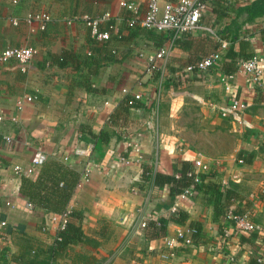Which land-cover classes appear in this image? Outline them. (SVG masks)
Masks as SVG:
<instances>
[{"label": "crops", "instance_id": "obj_1", "mask_svg": "<svg viewBox=\"0 0 264 264\" xmlns=\"http://www.w3.org/2000/svg\"><path fill=\"white\" fill-rule=\"evenodd\" d=\"M129 1L145 12L146 0ZM257 1L215 0L200 20L212 32L199 29L174 42L170 32L128 28L120 0H0V53L7 47L38 51L24 72L15 61L0 65V133L11 137V143L0 141V220L7 223L0 229V264L45 258L57 237L53 214L28 210L19 194L21 177L38 174L40 167L23 175L37 151L80 175L68 210L82 214L85 242L70 245L53 264H264V236L238 233L226 219L231 211L264 225V89L236 67L256 53L264 59V12L251 13ZM39 12L50 16L43 31L24 21ZM103 15L99 30L110 39L102 42L83 22L68 23ZM163 47L166 59L146 73L148 57ZM214 52L221 55L216 67L186 71ZM134 94L140 101L125 110L124 98ZM23 97L34 99L18 110ZM232 98L247 110L222 118ZM102 132L100 142L95 136ZM76 149L88 156L75 155ZM196 158L211 171L193 197L154 183L157 173L175 176ZM143 218L147 225L165 222V235L151 237L140 226ZM180 228L197 229L193 244L162 259L164 240Z\"/></svg>", "mask_w": 264, "mask_h": 264}, {"label": "built area", "instance_id": "obj_2", "mask_svg": "<svg viewBox=\"0 0 264 264\" xmlns=\"http://www.w3.org/2000/svg\"><path fill=\"white\" fill-rule=\"evenodd\" d=\"M21 0H11L12 4L16 5ZM215 0H177L175 2L165 1V0H146L145 12L140 15L138 4L135 1L120 0L119 6L126 12L129 13V18L127 21V27L132 29L136 26H140L147 30L157 31V32H170L172 33V41L180 38L183 35L192 33L199 29L212 32L211 29L202 27L200 20L203 14L208 10V8L213 4ZM108 15H103L99 18H91L89 16L76 17L74 16L68 23H74L81 21L90 31V36L93 40L102 42L110 39V34L107 31H100V24L106 20ZM27 24H32L34 22L39 24V30L43 31L45 25L50 21V16L45 12H39L35 14L28 15L25 20ZM19 21L17 19H12V24L17 26ZM38 54L36 48L33 47H7L0 53V65L8 64L10 61H15L20 65V70L25 71L26 66L34 59ZM169 54V48L163 47L159 49L154 55L148 57V64L146 67V73L151 74L156 69V62L159 60L166 59ZM220 53H212L207 57L203 58L201 61L192 66H187V72H205L213 67H216L220 61ZM264 59L261 55L255 54L248 60H242L237 62V71L250 76L251 82L256 85H261L264 89V85L261 84V77L263 75ZM231 75L227 76L230 78ZM226 80L225 78L223 79ZM126 93V91H123ZM33 97H23L18 102V110L22 109L24 103H31ZM141 96L134 94L129 100L131 105L134 101H140ZM247 110V105L238 99L232 98L229 104L225 107L224 111L221 113L222 118H229L231 116H241ZM3 117L0 115V123L3 122ZM0 141L5 143H11V137L4 136L0 133ZM138 151V150H137ZM74 154L77 156H88L86 150L76 149ZM66 160V159H65ZM46 161L45 155L41 151H37L31 160L30 167L22 172L19 167L14 168L15 174L30 175L42 166ZM120 163L128 164L129 161L125 159H120ZM241 159L238 160V164H242ZM196 173L192 176L193 182L195 184H201L203 177L210 174L211 165L206 163L202 158H196L193 161ZM214 165L219 166V162L214 161ZM88 170H86L87 172ZM84 173V177H86ZM231 180H238V174L231 175ZM220 183L222 187L228 184V181L221 179ZM196 191L193 188L187 189L181 197H193ZM5 206H10L9 203H3ZM2 208V203L0 202V210ZM28 210L33 209V206L29 203L26 204ZM70 210H67L62 215H52L51 221L57 224V232L65 229L66 223L69 220ZM226 219L228 222L232 223L234 229L238 233H253L258 236H264V225L255 223L251 221L248 214L238 215L231 211L226 214ZM147 220L143 218L140 226L146 227ZM7 225L6 221L0 220V229ZM197 234V230L194 228H180L175 233V238H166L164 240L166 251L160 256L164 260L172 259L176 255V249L181 245L187 247L193 244V239ZM224 236L228 237L227 231L224 232Z\"/></svg>", "mask_w": 264, "mask_h": 264}, {"label": "trees", "instance_id": "obj_3", "mask_svg": "<svg viewBox=\"0 0 264 264\" xmlns=\"http://www.w3.org/2000/svg\"><path fill=\"white\" fill-rule=\"evenodd\" d=\"M263 12L264 0H258L252 4V15H259ZM178 40L179 38L174 40V42ZM199 61L189 66L195 65ZM60 62L62 67H66L65 63L67 62V58L65 54L60 56ZM130 99L131 97H126L123 100L125 110L137 106L138 101H134V103L130 105L128 103ZM104 136H106L105 132H102L98 136H95V138H97L98 141L100 140V142H103ZM145 172L142 176L143 181L147 180ZM195 173L196 171L193 163H183L175 176L157 173L153 179L155 184L168 185L170 187V194L182 195L189 188H193L194 191H197L199 188L201 189V184L199 185L193 182L192 176ZM190 174L192 175L191 177L189 176ZM79 179V173L66 163L57 159H48L39 168L35 179H30L25 176L21 177L19 194L33 206V209H38L44 214L62 215L68 210L69 201L76 186L79 183ZM178 217L179 218H176V221L178 223H182L184 216L180 214ZM82 219V214L70 211L69 220L66 223L65 229L57 233L56 240L54 241V244L48 249L46 257L40 260L37 259V257L31 258L25 261L24 264H53L56 258L70 245H75L79 242H85L81 229ZM71 220H76L78 224ZM144 230L146 233L151 232V237L157 238L164 236L166 232L165 222L162 221L160 225H156L155 222H149ZM195 236H197V234Z\"/></svg>", "mask_w": 264, "mask_h": 264}]
</instances>
